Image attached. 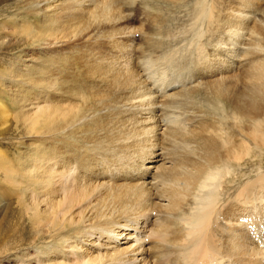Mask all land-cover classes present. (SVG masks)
I'll return each instance as SVG.
<instances>
[{
  "label": "bare ground",
  "instance_id": "bare-ground-1",
  "mask_svg": "<svg viewBox=\"0 0 264 264\" xmlns=\"http://www.w3.org/2000/svg\"><path fill=\"white\" fill-rule=\"evenodd\" d=\"M3 1L1 45L51 57V105L15 121L40 146L0 155L40 235L18 263L264 264V0Z\"/></svg>",
  "mask_w": 264,
  "mask_h": 264
},
{
  "label": "rangeland",
  "instance_id": "rangeland-1",
  "mask_svg": "<svg viewBox=\"0 0 264 264\" xmlns=\"http://www.w3.org/2000/svg\"><path fill=\"white\" fill-rule=\"evenodd\" d=\"M9 6L10 9L6 7V3L3 0L0 1V26L1 24L5 25V29L2 30L0 29V34L7 32V29L8 30L12 29L14 25L16 27L23 26L22 24L18 23L19 22L18 19L11 17L12 16L11 14H14L11 13L13 5L9 3ZM184 14H185L184 12L177 14L174 17V21H171L169 19L168 20L169 25L167 23V27L164 30V32L166 34L168 33L169 35H171V37H173L175 34H178L177 35L178 37L180 36V38H184L183 35L188 29V24H189V22L187 21L188 19H185ZM184 24L186 26H184ZM184 27L187 28L184 29ZM181 31H185V32L183 33ZM185 35L187 36V34ZM24 43L25 42H18L15 44L13 42L11 45L6 46L4 44L1 45L2 41L0 40V72L2 74H5L8 72V69L10 67H12V69L19 68L20 71L19 72L17 71V74L19 75L17 80L21 81V78L23 77L22 80L26 83L23 84L25 86L18 88V90L22 91L21 92L22 96L13 95L14 90L17 89L14 87L6 91L5 87L8 86V83L2 81V84L4 83L5 87L1 86L0 84V104L4 105V107L0 106V155H4L5 157L9 158V160H13V164L15 166L17 163L16 158L18 156V153L21 155L27 153L31 148L34 147L31 144H35L40 140H42L43 138V137L25 138L27 136H25L24 128L22 129L21 126L23 114L24 113L29 114L31 112L30 109H32L31 108L32 103H38L40 105H44L45 104L44 102H46L51 105V91L46 89L44 87V84L40 85V88L34 87V83L40 72L41 74H43V76L40 77V79L44 81H46L45 78H47L49 76V73H51V68H50L51 66L49 67V64H51V57L47 56L48 53L47 50H46L47 52H44L45 50L42 51L41 49L38 48L34 49ZM181 45L182 44H180L179 47H181ZM31 54L32 56H35L33 57L34 61L32 59V56H30ZM19 57H21L20 60L21 62H18L17 60V58ZM42 70L46 71L47 73L42 72ZM8 91H10V93ZM7 94H11L12 95L11 98L9 97V99H7L5 97ZM22 97H24V100L19 101ZM21 103L26 104V107L24 106L23 110H21V106H20ZM16 120H19L21 123L19 122L15 123ZM16 126L17 129H15ZM44 139L46 140L47 137H44ZM49 143L50 142H48L47 144ZM37 146H40V144L37 143ZM262 160L264 162V157H262ZM256 163H258V160L252 162L253 165H255ZM4 189L5 186L2 183V175L0 172V264H19L18 263L19 258L23 257L26 251L30 250L29 248L31 247L30 243L32 242V239L34 240L38 239L40 235L36 237L33 235V231L30 228L28 220L26 219L25 216H22L19 210L17 209V206L14 204L15 200H12L4 196L5 194ZM3 190H4V194H2ZM35 245H39L38 242H36Z\"/></svg>",
  "mask_w": 264,
  "mask_h": 264
}]
</instances>
